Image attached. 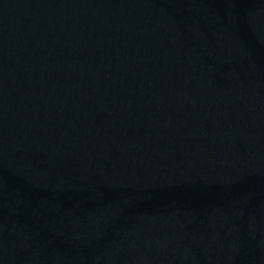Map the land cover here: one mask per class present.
I'll use <instances>...</instances> for the list:
<instances>
[{
    "label": "water",
    "instance_id": "1",
    "mask_svg": "<svg viewBox=\"0 0 264 264\" xmlns=\"http://www.w3.org/2000/svg\"><path fill=\"white\" fill-rule=\"evenodd\" d=\"M0 264H264V0H0Z\"/></svg>",
    "mask_w": 264,
    "mask_h": 264
}]
</instances>
